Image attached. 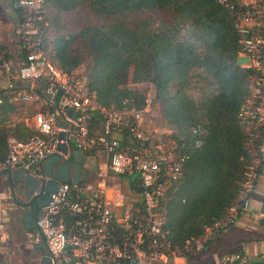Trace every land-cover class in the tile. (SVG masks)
<instances>
[{
	"label": "built area",
	"instance_id": "2783aa9c",
	"mask_svg": "<svg viewBox=\"0 0 264 264\" xmlns=\"http://www.w3.org/2000/svg\"><path fill=\"white\" fill-rule=\"evenodd\" d=\"M7 1L18 11L19 22L13 29V48L0 42V72L4 77L0 103L7 98L50 103L54 109L34 113L33 132L26 139L7 138L0 170L20 169L43 179L41 163L47 157L61 155L58 145L62 143L83 153L102 149L105 154L97 167L95 182H61L50 195L51 200L37 209V236H42L51 260L59 264H178L174 261L177 255L202 250L233 225L239 213L264 221V201L256 211L251 210L249 202L264 157V112L259 106L264 94V0H217L232 16L237 56L245 58L240 65L252 71L247 95L237 114L238 125L245 133L246 157L239 195L225 218L205 226L200 236L185 240L182 250L168 249L166 231L161 227L160 202L168 186L180 178L187 155L168 137L171 130L167 127L145 125L150 92L140 108L99 105L84 77L62 72L48 60L42 30L46 25V6L52 0ZM15 57H20L22 63ZM40 80L44 85L37 91ZM25 82L29 85L25 86ZM65 109L76 112L74 120L66 116ZM89 114L102 118L100 135L89 133L85 124ZM57 119L67 124L63 139L58 135L61 128ZM111 130L125 131L127 143L122 146L110 139ZM109 173L130 177L127 180L137 190L136 198L122 209L117 206L123 207L124 196L107 182ZM6 235L0 234V240ZM216 264H264V249L254 262L244 252L233 251L222 254Z\"/></svg>",
	"mask_w": 264,
	"mask_h": 264
},
{
	"label": "trees",
	"instance_id": "16d2710c",
	"mask_svg": "<svg viewBox=\"0 0 264 264\" xmlns=\"http://www.w3.org/2000/svg\"><path fill=\"white\" fill-rule=\"evenodd\" d=\"M82 4L108 23L81 26L74 36L58 33L56 14L51 22L48 9L68 12ZM140 10L171 11L173 19L186 26L188 39L176 40L166 25L153 27L141 20L129 26L122 20ZM45 22L44 50L51 64L70 73L85 60V53L80 76L104 107L140 108L150 92L158 124L171 130L168 137L187 155L180 178L160 202L168 249L182 250L185 240L224 219L240 191L246 155L237 114L252 75L238 62L230 11L217 0H52ZM52 29L55 34L49 39ZM192 77L199 84L197 98L188 93ZM128 82L142 84L143 91ZM43 85L40 80L37 91ZM13 104L7 98L0 103V158L8 137L25 139L18 137L16 127L5 125Z\"/></svg>",
	"mask_w": 264,
	"mask_h": 264
},
{
	"label": "crops",
	"instance_id": "0c3cea01",
	"mask_svg": "<svg viewBox=\"0 0 264 264\" xmlns=\"http://www.w3.org/2000/svg\"><path fill=\"white\" fill-rule=\"evenodd\" d=\"M19 22L18 11L15 10L7 0H0V42L9 48L14 45V27ZM240 56H237L239 59ZM243 58V57H242ZM20 62V57H15ZM239 62V61H238ZM245 62V61H244ZM244 62H239L240 64ZM4 85V77L0 72V88ZM14 109L8 114L5 125L8 127H16L18 129V137L26 139L33 132V115L39 110H52L54 104L43 102H25L13 101ZM259 106L264 112V94L259 100ZM85 124L90 134L100 135L103 129L102 118L97 114H89L85 116ZM110 139H115L119 145H125L128 137L125 131L111 130ZM105 154L102 149H96L91 153H84L82 160L81 176L86 174V181L95 182L97 180V167L104 158ZM42 164V163H41ZM264 165V157L261 159ZM54 167V166H53ZM84 180V181H85ZM114 181H116L114 183ZM118 181H121L119 183ZM107 182L122 196L118 189V185L126 187L128 193H131V199L125 200V204L117 206L118 209L124 208L136 198V188L132 182L118 175L109 173ZM125 182V184H124ZM252 195V196H251ZM250 208L253 211L260 209L264 201V174L261 170L251 194ZM263 199V200H262ZM118 198L116 202L118 203ZM119 205V203H118ZM245 214V213H239ZM247 215V213L245 214ZM237 221L227 228L224 232L217 234L211 241L206 243L202 250L192 252L190 254L177 255L174 261L178 264H216L218 258L224 254L233 251L244 252L249 261L254 262L258 253L264 249V223H259L262 231L256 233L251 232V225L243 219L242 222ZM247 224V230L241 229L243 223ZM245 231L247 233H245ZM6 233V237L0 240V263L4 264H35L39 256V246L41 240L37 238L36 230H28L24 228L23 209L17 207L11 200L5 177L0 176V234ZM170 264V263H167Z\"/></svg>",
	"mask_w": 264,
	"mask_h": 264
},
{
	"label": "water",
	"instance_id": "95a60500",
	"mask_svg": "<svg viewBox=\"0 0 264 264\" xmlns=\"http://www.w3.org/2000/svg\"><path fill=\"white\" fill-rule=\"evenodd\" d=\"M28 85L29 83L25 82V86ZM64 113L72 120L76 117V112L71 109H65ZM57 125L61 128L59 138L63 139L65 136L63 129L67 124L57 119ZM58 150L61 155H52L43 160L41 164L43 179L29 176L20 169L0 170V176L5 177L12 202L23 209L25 229L37 230L34 224L37 209L51 200L50 195L56 192L59 183L78 184L86 179V174L80 177L84 153L65 143L59 144ZM38 238L41 240V245L35 264H59L51 260L42 236L38 235Z\"/></svg>",
	"mask_w": 264,
	"mask_h": 264
},
{
	"label": "rangeland",
	"instance_id": "374dc122",
	"mask_svg": "<svg viewBox=\"0 0 264 264\" xmlns=\"http://www.w3.org/2000/svg\"><path fill=\"white\" fill-rule=\"evenodd\" d=\"M48 16L52 22V16L56 14V22H58V27L56 31L58 33H63L65 35H73L76 33L77 29H79L81 26L84 25H101V24H106L108 23V20H105L101 17L95 16L90 9L87 7V5L82 4L81 6L77 7L76 9H73L68 12H55L51 8L48 9ZM122 20L126 22L129 26H133L135 23L141 20L147 21L149 24H151L153 27H155L158 24L166 25L169 26L173 29L174 31V37L176 40L181 41L184 39H188L189 33L187 32L186 26H181L180 23H178L175 19H173V13L168 10H140V11H135V12H130L126 14L124 17H122ZM180 27V28H179ZM55 34L54 30H49V34L47 35L49 39L53 37ZM84 58L86 60V54L84 53ZM84 60V61H85ZM83 61V62H84ZM239 62H244L245 58L240 57L238 59ZM79 64L73 73H76L78 75H81V73L84 72V63ZM196 77H192L191 79V86L190 89L188 90V93L191 95L193 98L198 97V85L195 82ZM128 86L131 88H135L137 90L143 91L144 86L142 84H136L132 82H128ZM159 118V113H158V107L155 103H150V111L145 115V125L147 126H163L158 124L160 122ZM261 170H263L264 174V165L261 164ZM126 179H130V177H127ZM116 181H114L115 183ZM121 183V181H118ZM125 184V182H124ZM118 189L121 191V193L124 195L127 201L131 199L132 194L128 193L127 189L125 186L118 185ZM252 196V195H251ZM250 196V200H251ZM264 199V198H263ZM262 199V200H263ZM253 210V209H252ZM238 222H242L243 219H246L248 221L249 225H251V232H260L262 231V228L259 227V223H264L262 220H258L255 218L253 215L250 214H240L238 216ZM245 222L241 226V229L247 230V224ZM249 231V230H247ZM245 233H247L245 231ZM259 234V233H258Z\"/></svg>",
	"mask_w": 264,
	"mask_h": 264
}]
</instances>
